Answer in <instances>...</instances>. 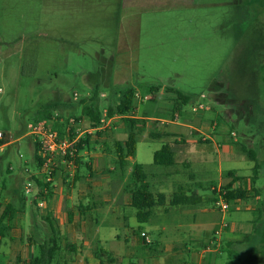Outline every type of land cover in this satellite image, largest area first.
Listing matches in <instances>:
<instances>
[{
  "label": "rangeland",
  "instance_id": "obj_1",
  "mask_svg": "<svg viewBox=\"0 0 264 264\" xmlns=\"http://www.w3.org/2000/svg\"><path fill=\"white\" fill-rule=\"evenodd\" d=\"M132 86L140 97L152 86L180 90L192 97L184 106L191 113L199 104L210 106L207 115L218 116L215 131L223 138L222 172L250 179L248 192L254 195L253 170L258 163L256 187L264 200V0H0V132L4 139L11 135L18 140L7 149L16 156L20 149L23 155L15 163L16 174L28 169L24 176L29 177L38 171L29 148L28 124L45 107L58 105L64 117L84 118L87 103L99 99L104 112L117 106ZM161 96L162 104L170 105L172 95ZM142 104L136 100L140 116ZM173 108L154 103L148 110L172 119L178 113ZM145 124V133L159 127L158 122ZM58 129L62 132L64 126ZM114 130L115 126L110 133ZM139 142L141 162L149 161L161 145L158 140ZM243 146L256 153L257 162ZM209 170L197 181L203 194L220 201L222 189L213 193L207 188L219 181L218 159ZM38 193L27 196L36 200ZM215 206L221 208L220 202ZM43 211L37 203L29 206L36 215L35 227L41 230L36 233L39 243L49 229ZM261 212L259 227L264 229ZM218 214L219 225L233 223L236 215ZM243 215L254 217L251 212ZM139 225L151 231L153 241H162L150 223L131 222L118 232L124 237L135 231L132 236L138 238ZM71 238L63 235L62 246ZM129 261L141 262L136 254Z\"/></svg>",
  "mask_w": 264,
  "mask_h": 264
},
{
  "label": "crops",
  "instance_id": "obj_2",
  "mask_svg": "<svg viewBox=\"0 0 264 264\" xmlns=\"http://www.w3.org/2000/svg\"><path fill=\"white\" fill-rule=\"evenodd\" d=\"M166 88L161 86L158 91H150L140 97L136 93L137 88L133 87L135 99L130 117L136 121L139 137L136 157L127 160L129 167L125 178H122L117 168L113 144L126 142L129 128L124 116L110 117L108 110H101L102 118L97 126L83 114L84 118H79L91 133L87 134L84 149L80 151L75 172L77 181L74 184V178L69 179L62 170L54 184L49 186L51 191H43L44 196L40 195L43 184L40 168L29 177L24 176L28 169L16 174L15 163L23 155L20 149L17 156L7 149L18 140H12L11 135L9 139H2L7 143L0 146V219L11 204L16 208L25 204V209L16 213L11 221H6L2 228L5 237L0 235V264H16L18 259L21 264H27L39 255L42 242L36 240V233L41 230L35 227L36 215L29 212L32 203L44 208L42 218L46 224L44 218H52L61 236L72 237L67 244L61 245L55 264H132L129 258L134 254L140 258V264H264V229L259 227L264 200L260 189L252 181L257 190L254 195H250V179L248 181L247 177L233 171L227 173L228 177L222 172V151L219 150L222 145L219 142L223 138L215 131L219 123L218 116L207 115L211 107L199 104L191 113L185 110V105L178 102L172 93L169 97L172 100L170 105H163L161 95L168 93ZM136 100L143 103L139 107L141 116L136 111ZM154 103H157L158 108L174 107L173 110L178 109V113L172 119L161 118L148 110ZM177 103L180 104L179 108ZM155 122H158L157 130L145 133V123ZM114 126V132L110 133ZM160 135L163 137H158ZM27 136L30 138L29 148L34 159V140ZM141 139L161 142L160 147L150 154L149 161H138ZM87 140L89 147L86 145ZM164 145L172 147L175 163L162 166L166 168H158L159 165L154 164V154ZM5 159L8 160L7 165ZM217 159L219 181L210 182L207 188L213 193L216 189L224 192L223 189L232 184L233 189L242 188L248 193L246 199L231 203L227 210L216 207L215 202L220 201L215 200L212 194H203L202 183L197 181L198 175L210 173L209 169ZM135 163L145 166L144 183L150 186L151 192L157 198L162 196L160 205L152 209L145 223L139 222L132 193L126 189ZM29 184L32 185L31 191H39L36 200L29 199L27 191L23 194L25 185ZM49 193L52 194L50 197L47 196ZM176 194L183 197L180 204L174 205ZM243 212H251L254 217L244 216ZM218 213L236 215L233 223L219 225ZM131 222L150 223L162 241H153L151 231L141 225L137 226L138 238L134 237L135 231L123 237L118 229L129 228ZM48 230L46 236L50 235ZM143 232L149 237L150 243L141 236ZM67 245H73L75 250L67 249Z\"/></svg>",
  "mask_w": 264,
  "mask_h": 264
},
{
  "label": "trees",
  "instance_id": "obj_3",
  "mask_svg": "<svg viewBox=\"0 0 264 264\" xmlns=\"http://www.w3.org/2000/svg\"><path fill=\"white\" fill-rule=\"evenodd\" d=\"M161 88V86L158 87H151V92L158 91ZM166 91L168 93H172L176 96V100L180 102L182 105H187L192 101V97L188 94H185L184 92L177 90L175 88L167 87ZM135 99V91L133 88H127L126 91L122 94L120 98V102L116 107H109L108 109V115L114 116V115H120L124 116L125 123L127 127L129 128V136L126 142H115L113 144V149L117 155V168L122 176V178H125L126 172L128 169V163L127 160L129 158H135L137 153V144H138V131H137V124L134 119H132L130 116L133 113V103ZM58 105L48 106L45 107V109L42 112V115L35 119V121H39L44 118H50L54 111H56ZM83 115L89 118V120L92 122L94 126H97L101 122L102 118V112L100 109L99 100H94L91 104L87 105L83 109ZM59 127V126H58ZM57 127V128H58ZM163 137V136H158ZM7 141L1 140L0 146L5 145ZM86 145L89 147V141H86ZM84 149L83 143L81 142L79 144V151H82ZM243 152L247 154V156L257 162V155L256 153L248 149L247 147L243 146ZM34 159L37 163V168H40L41 162L40 158L38 156V147L35 145V154ZM80 160V159H79ZM79 163V161H78ZM175 163V157H174V151L172 147L169 145H164L160 150L156 151L154 154V164L159 166H172ZM145 166L142 164L135 163L132 168V172L130 174L129 183L126 185V189H128L133 196V206L138 210V220L141 223H145L148 221V219L151 216V211L154 207L157 205H160V200L162 196H159L157 198L150 190V186L146 183H144V180L146 178ZM259 170V165L256 163L254 167V177L252 179L253 184L257 181V174ZM230 175H232L230 173ZM237 180H240V178H236ZM48 188L49 185H41V191L40 195L44 196V189ZM224 192H221L222 197L225 201L229 203H238L241 200H244L248 197L247 191L244 189H233L232 184H229L223 189ZM52 194L49 193V197ZM181 194H176L174 196L173 204L177 205L180 204L182 199ZM25 209V204H21L19 208L14 207L12 204L9 205L2 218L0 219V235L2 237H5L3 234L2 228L5 226L6 221H11L16 213L19 211H23ZM45 221L48 223V226L50 228V235L46 236V239L40 244V250L39 255L32 259L31 262L27 264H55L56 258L61 251V233L59 229L56 226V222L52 220V218H44ZM67 249L69 250H75V247L73 245H67ZM16 264H21L20 259L17 260Z\"/></svg>",
  "mask_w": 264,
  "mask_h": 264
},
{
  "label": "built area",
  "instance_id": "obj_4",
  "mask_svg": "<svg viewBox=\"0 0 264 264\" xmlns=\"http://www.w3.org/2000/svg\"><path fill=\"white\" fill-rule=\"evenodd\" d=\"M75 98H78V94H75ZM61 124L64 126L62 132L57 128ZM90 133L81 119L72 116L64 117L57 110L50 118L28 124V135L33 138L34 144L38 147L40 173L44 185L54 184L60 166L63 167V172L65 171L69 179L73 178L80 159L79 144L84 143L87 134ZM3 137L4 134L0 132V140ZM31 187L32 185L29 184L27 193L31 192ZM220 198L221 208L227 210L231 203L225 201L222 195ZM141 236L150 243L146 233L143 232Z\"/></svg>",
  "mask_w": 264,
  "mask_h": 264
}]
</instances>
